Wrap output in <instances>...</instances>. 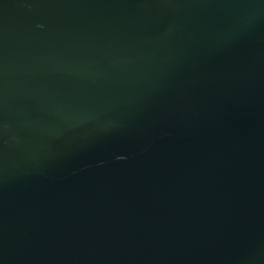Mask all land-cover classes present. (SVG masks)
I'll list each match as a JSON object with an SVG mask.
<instances>
[{
	"label": "water",
	"instance_id": "1",
	"mask_svg": "<svg viewBox=\"0 0 264 264\" xmlns=\"http://www.w3.org/2000/svg\"><path fill=\"white\" fill-rule=\"evenodd\" d=\"M0 264H264V0H0Z\"/></svg>",
	"mask_w": 264,
	"mask_h": 264
}]
</instances>
